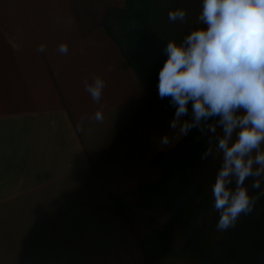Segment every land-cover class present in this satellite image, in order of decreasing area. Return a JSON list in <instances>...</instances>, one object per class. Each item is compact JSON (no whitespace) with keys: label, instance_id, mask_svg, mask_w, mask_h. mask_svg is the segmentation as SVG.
Here are the masks:
<instances>
[{"label":"crops","instance_id":"1","mask_svg":"<svg viewBox=\"0 0 264 264\" xmlns=\"http://www.w3.org/2000/svg\"><path fill=\"white\" fill-rule=\"evenodd\" d=\"M125 1L0 0V264H152L141 240L171 216L163 207L137 209L139 191L162 179L154 158L184 135L169 126L175 108L132 69L103 26L107 10ZM177 8L187 17L172 23L168 12ZM201 9L202 0H153L149 37L162 66L168 41L204 27ZM96 76L106 83L99 104L84 88ZM200 140L206 150L186 176L211 196L222 158L204 155L210 140L218 143L210 133ZM255 179L244 183L258 198L233 227L218 231L214 209L200 220L234 251L225 264H264V181L253 188ZM113 200L126 203L133 221Z\"/></svg>","mask_w":264,"mask_h":264},{"label":"clouds","instance_id":"2","mask_svg":"<svg viewBox=\"0 0 264 264\" xmlns=\"http://www.w3.org/2000/svg\"><path fill=\"white\" fill-rule=\"evenodd\" d=\"M187 12H168L170 22H184ZM199 27L177 43L167 42V59L158 74L160 99L170 98L175 107L170 128L186 136L192 128L208 132L218 140L204 153L222 158L211 186L213 208L220 213L218 231L233 227L241 214L252 211L258 197L249 195L264 181V0H202ZM41 44L37 52L43 53ZM68 54V45L58 46ZM105 81L96 76L84 81L94 103L101 102ZM191 120H182L189 113ZM102 120V112L95 113ZM210 118H215L209 123ZM217 127L222 129L217 133ZM169 142L165 136L163 144ZM235 180L236 187L229 185Z\"/></svg>","mask_w":264,"mask_h":264},{"label":"trees","instance_id":"3","mask_svg":"<svg viewBox=\"0 0 264 264\" xmlns=\"http://www.w3.org/2000/svg\"><path fill=\"white\" fill-rule=\"evenodd\" d=\"M152 3L153 0H126L122 8L111 7L105 14L103 26L132 69L157 88L162 61L149 37ZM166 99L170 102V98ZM185 117L192 119L190 102ZM214 119L210 118L208 122L212 123ZM200 133L194 127L176 147L156 155L153 165L161 169L162 179L156 184L144 185L139 191L141 202L137 209L163 207L171 216L162 230H156L141 240L146 255L151 246L158 245L170 257H178L168 232L176 225L200 264H225L235 256L231 248L210 238L202 230L200 220L214 209L213 199L200 182L189 181L186 176L187 170L206 150ZM113 204L126 222L133 221L126 203L113 200Z\"/></svg>","mask_w":264,"mask_h":264},{"label":"rangeland","instance_id":"4","mask_svg":"<svg viewBox=\"0 0 264 264\" xmlns=\"http://www.w3.org/2000/svg\"><path fill=\"white\" fill-rule=\"evenodd\" d=\"M198 200L196 199V203ZM139 220V219H138ZM171 243L178 257H170L162 251L160 246L154 245L149 248L150 261L152 264H200L189 244L182 238L176 225L171 227Z\"/></svg>","mask_w":264,"mask_h":264}]
</instances>
